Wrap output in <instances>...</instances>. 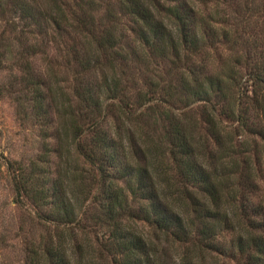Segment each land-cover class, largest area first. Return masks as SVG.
I'll return each instance as SVG.
<instances>
[{
    "label": "trees",
    "instance_id": "1",
    "mask_svg": "<svg viewBox=\"0 0 264 264\" xmlns=\"http://www.w3.org/2000/svg\"><path fill=\"white\" fill-rule=\"evenodd\" d=\"M99 5L0 0L41 146L11 178L22 264H264V0Z\"/></svg>",
    "mask_w": 264,
    "mask_h": 264
},
{
    "label": "rangeland",
    "instance_id": "2",
    "mask_svg": "<svg viewBox=\"0 0 264 264\" xmlns=\"http://www.w3.org/2000/svg\"><path fill=\"white\" fill-rule=\"evenodd\" d=\"M96 2L99 5L102 0H96ZM103 11L102 8L101 13ZM1 28L2 26H0V31ZM34 64L36 67L46 69L43 56L36 57ZM15 71V67H8L0 73V264H22L24 241L29 239L33 232H40L32 223L34 208L25 197L20 199L17 196L11 181L13 170L18 171L19 161L27 163L41 150L38 126L17 107L14 101L15 95L10 94L11 90L19 89L15 82L19 73ZM59 71L61 78L70 80L72 71L66 68H60ZM134 77L136 81L142 79L139 73L134 74ZM200 135V131L195 133L196 138ZM237 139L240 140L241 136ZM249 139L253 140L248 137ZM199 140L205 139L200 137ZM208 140L211 144L208 143V148L212 149V140L209 138ZM11 162L13 165L9 168ZM143 229L148 231V227ZM213 259L219 261L214 262L215 264H224L222 258L209 257V261L213 262ZM230 264L238 263L230 262Z\"/></svg>",
    "mask_w": 264,
    "mask_h": 264
}]
</instances>
